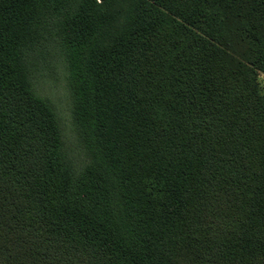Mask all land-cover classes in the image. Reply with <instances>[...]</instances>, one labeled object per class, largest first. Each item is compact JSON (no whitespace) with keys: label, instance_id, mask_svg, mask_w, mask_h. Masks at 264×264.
<instances>
[{"label":"trees","instance_id":"trees-1","mask_svg":"<svg viewBox=\"0 0 264 264\" xmlns=\"http://www.w3.org/2000/svg\"><path fill=\"white\" fill-rule=\"evenodd\" d=\"M0 264H264V0H0Z\"/></svg>","mask_w":264,"mask_h":264},{"label":"rangeland","instance_id":"rangeland-1","mask_svg":"<svg viewBox=\"0 0 264 264\" xmlns=\"http://www.w3.org/2000/svg\"><path fill=\"white\" fill-rule=\"evenodd\" d=\"M52 75L53 77L51 79H46V81L40 85V90L46 97L52 100L57 109V113L63 122L64 128L68 131V135H72L70 103L66 98L65 83L62 78L63 75L59 76L55 70L52 71ZM74 141L73 138H70V143H73Z\"/></svg>","mask_w":264,"mask_h":264}]
</instances>
